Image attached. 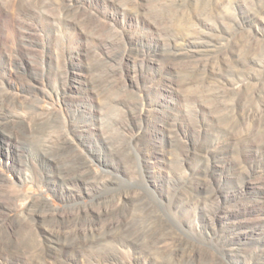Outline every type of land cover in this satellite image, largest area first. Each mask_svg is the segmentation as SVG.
I'll return each instance as SVG.
<instances>
[{"label": "rangeland", "instance_id": "1", "mask_svg": "<svg viewBox=\"0 0 264 264\" xmlns=\"http://www.w3.org/2000/svg\"><path fill=\"white\" fill-rule=\"evenodd\" d=\"M84 1L71 6L53 0L29 36L24 14L0 3V92L25 106L9 126L30 132L39 118L59 135L45 150L52 168L60 149L70 150L86 159L91 175L111 177V183L100 193L67 200L56 185L40 180L38 161L8 128L0 137V200L7 204L0 228L14 231L23 223L37 239L50 240L48 218L70 206L96 209L102 198L128 210L153 203L197 245L184 251L193 250V264H264V160L253 158L264 141L260 135L252 142L240 138L264 122V0H118L116 10L102 0L94 1L99 7ZM167 15L176 18L164 20ZM197 34L207 41L201 51L164 56L168 40L182 43ZM220 61L232 71L213 77L210 70ZM28 81L34 87L23 88ZM216 86L222 88L217 100L208 93ZM211 127L228 133L216 136ZM210 138L234 149L222 161L239 163L243 178L222 161L214 172L203 164L205 173H197L192 147ZM201 177L207 187L199 200L191 189ZM15 251L0 258L3 264L40 262ZM131 255L121 254L123 264H161L144 252ZM97 262L86 254L74 264Z\"/></svg>", "mask_w": 264, "mask_h": 264}, {"label": "bare ground", "instance_id": "2", "mask_svg": "<svg viewBox=\"0 0 264 264\" xmlns=\"http://www.w3.org/2000/svg\"><path fill=\"white\" fill-rule=\"evenodd\" d=\"M92 1V6L95 7L98 5L99 7V4L94 2L95 0ZM68 2L71 6L72 4L78 5V3L81 2L85 3L84 0H68ZM0 3L1 5L5 3L6 6L9 5L11 8L20 10V12L24 14L25 18L30 19H24L25 22L23 25L25 31L24 36H29L31 29L42 26L41 22L43 21V16L46 15L48 8H50L54 2L53 0H14V2H10V0H0ZM102 3L108 7L112 6L113 9L116 10L119 7L120 1L102 0ZM90 15L91 14L89 13L84 16L81 15L82 17L79 18V20L81 23L85 21L87 22V18L90 17ZM31 18L36 21L32 22ZM175 18L176 16L167 15L163 19L172 21ZM92 27L95 32L96 27ZM94 34L96 35V33ZM201 38H203V36L197 34L196 36H188L186 41L182 43H178L175 40H168L165 43L167 48H165L164 56L173 59L176 56L187 57L194 55L201 51L202 47L205 46V42H207ZM108 39L112 40L111 37H108ZM109 44L111 43H107L110 47L111 45ZM171 46H175L178 50L175 53H171L168 49ZM156 51H159L157 46L155 47V52ZM232 68L233 67L229 64L220 61L219 67L215 68L212 66L210 72L213 77L222 78L226 72L232 71ZM65 81H67V78ZM96 84L100 85L101 81H96ZM30 87H34V83H31V81L23 84V88L29 89ZM210 89L211 92L209 91L208 93H213L212 98L217 100L222 93L221 86H216L215 88L210 87ZM1 93L2 92H0V137L6 133L8 128H11V131H9L10 134L15 136L20 141V144L27 149L28 157L38 161L40 171L39 178L41 181H46L49 182V184L53 183L56 185L59 189H61L66 199L71 201H76L79 198V195L83 193L96 194L108 187L111 183V177L91 175L86 167V159L74 152H70V150L60 149L59 155L56 157L58 160L57 164H55V168H52L54 165H49L50 161L47 158V152H45V150H49L51 148L50 146L55 144L52 137L56 136L59 139V135H56L54 131L48 127L47 124L46 126L43 120L39 118L34 120L33 129L30 132L25 131L21 126L14 124H12L14 126H9V119H11V115L25 106L20 102L12 100L8 94L6 95ZM111 104L115 105L114 103ZM212 129L213 130L211 131H213L216 136H225L228 133L227 130L220 127ZM257 135H260L262 141H264V122L258 123L254 128H250L248 130L246 129L242 132L240 138L241 140L252 142V138ZM238 139L239 136L236 140ZM224 140L210 138L209 141L206 140L201 143L194 144L192 148L198 150L196 151L198 152V164L196 165V171L198 174L205 173L206 170L202 167L203 164H205L206 167L208 166V168L210 167V169L214 172V170H216V162L222 161V158L226 157L225 153L234 152V149H229L230 147L228 145L223 144ZM259 145L260 144L255 145L253 143L251 146L258 147ZM261 148L263 149L259 151L257 150L253 155V158L258 159L259 161L264 160V146H261ZM239 158L240 160L243 159L241 156H239ZM226 160L222 161L224 168H229L232 173L231 175H234V177L243 178V167L235 161ZM201 179H196L198 181L197 183H194L196 184L194 186L195 189H191V195H194L196 198L198 197L199 200L201 197L200 195L204 193L207 187L206 180L204 182V180ZM185 185H183V187ZM98 203L99 206L96 207V209L75 205L72 207L70 206V208L68 207L69 210L66 209V212L52 214V216L48 218L52 227L49 237L50 240L37 239L31 225L22 223L13 231L5 224L2 228H0V258L7 256L6 254H11V249L15 248V252L18 256H20V258H34L40 262L43 260L45 261L47 257H52L55 260V264H74V262L79 261L80 255L87 254L92 259L98 261L96 264H123V260L120 258L121 254L127 253L131 255V253L139 251L147 253L148 256H153V258L156 256L161 264H165L166 262H170L172 264L195 263L194 260L196 256L195 253H193V250L192 252L189 251L188 254H185L184 251L190 250L191 248L195 249L197 245L194 242L187 240L175 229V226L171 223L172 221L169 220L167 214L163 212L164 210H161L163 208L159 209V207L157 208L150 205L153 203H145L141 206L139 205V209L132 208V210H128L120 204H116L106 198H102V200ZM5 205L7 204L2 203L0 200V210L1 208L3 209ZM4 262V264H6V261ZM40 262L38 263L40 264ZM0 264H3L1 260Z\"/></svg>", "mask_w": 264, "mask_h": 264}]
</instances>
